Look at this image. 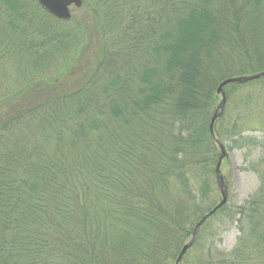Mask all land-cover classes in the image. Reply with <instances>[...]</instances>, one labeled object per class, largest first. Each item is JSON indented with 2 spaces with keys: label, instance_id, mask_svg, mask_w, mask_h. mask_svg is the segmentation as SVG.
<instances>
[{
  "label": "trees",
  "instance_id": "1",
  "mask_svg": "<svg viewBox=\"0 0 264 264\" xmlns=\"http://www.w3.org/2000/svg\"><path fill=\"white\" fill-rule=\"evenodd\" d=\"M82 6L87 18L61 21L36 0H0V264H174L217 204L218 83L264 71V0ZM90 27L100 58L60 85ZM224 93L243 112L264 108V77ZM222 115L214 136L227 151L258 146L242 116ZM260 172L259 188L209 217L180 264H264ZM222 217L238 225L230 252L215 240ZM199 242L204 260L190 255Z\"/></svg>",
  "mask_w": 264,
  "mask_h": 264
},
{
  "label": "rangeland",
  "instance_id": "2",
  "mask_svg": "<svg viewBox=\"0 0 264 264\" xmlns=\"http://www.w3.org/2000/svg\"><path fill=\"white\" fill-rule=\"evenodd\" d=\"M71 13L73 17H76L78 19L87 18L89 16V13H87V9L83 6L78 9H74L71 7ZM98 37L99 36L95 34L90 27L89 38L88 40H86L85 47L83 48L81 53H79V57L72 59L65 65V73L61 76V79L63 80L59 81L58 79L60 85H62L63 82L66 81L64 85H67L68 88H71V85L75 80L78 83L82 75H87V72H90V65L95 63L100 58L99 51L103 42L101 43V40ZM88 59L90 61V65H87ZM50 66H52V62H50ZM57 69L58 68H56L55 70ZM230 101L231 99L229 100V104L227 103L228 105L225 103L223 109V114L224 111L226 114L225 122L229 123V117L232 118L238 113V115L242 116L243 122H245L241 125L247 131H245L244 135L247 137L250 136L258 139V146H256L255 148H251L249 152L246 150H226L227 155L223 160L222 165L220 166L221 173L223 175L222 177H224L228 189L227 208L232 209L235 206L243 205L244 202L249 198V196H251V194L254 193L260 185V171L264 169V164L261 163L260 166H258V169L261 170L256 169L259 173L251 170V164L259 163L264 158V149H261L259 147L261 145L259 143H262L264 141V108L252 106L254 105L252 104L248 111L243 112L244 109L243 107H241V104L243 102L241 99H239V101L232 100L231 103ZM218 104L219 102L216 105ZM230 139L231 138L229 137V135H226V145L230 143ZM214 197H216V203H218L220 200L218 188L217 193L214 195ZM235 210L236 209L232 211L235 212ZM219 219H221V221L216 226L217 237H215V240H217L218 242V250L230 252L236 244V238H238L239 236L238 225L237 223H232L231 219H229L228 217H222ZM207 232L208 234H210L211 230H208ZM204 245V243L201 244V242H199L196 248H194L193 252H190V255L192 254L195 259H197V257H200V260H204V258L206 257L205 255L207 254L206 247Z\"/></svg>",
  "mask_w": 264,
  "mask_h": 264
},
{
  "label": "water",
  "instance_id": "3",
  "mask_svg": "<svg viewBox=\"0 0 264 264\" xmlns=\"http://www.w3.org/2000/svg\"><path fill=\"white\" fill-rule=\"evenodd\" d=\"M37 3L40 5V7L47 12L50 16L54 17L55 19L61 20V21H69L72 17L71 13V7L73 8H81L83 5L84 0H36ZM264 77V71L255 73L253 75H246V76H237V77H231L227 78L220 83H218V87L216 90V94L220 96V101L219 104L213 113L210 123H209V132L210 136L214 140L215 144L217 145L220 155L218 162L215 167V176H216V181H217V188L219 189L220 193V201L213 207L211 208L210 211H208L206 214L203 215L202 219H199V221L196 223L194 229H192V233L188 241L183 245L180 253L178 254L175 263L174 264H179L182 257L194 243V240L196 239L197 233L199 228L202 226V224L210 217L212 216L218 209L222 208L223 205H225L227 198L228 197V191L225 185L224 178L222 177L221 174V164L222 161L226 157V151L223 144L218 142V139L216 138L215 132H214V125L215 122L218 121V119L221 118V114H223V109L226 103V96L224 93V87L228 84H243L248 81H253L256 79H260Z\"/></svg>",
  "mask_w": 264,
  "mask_h": 264
}]
</instances>
